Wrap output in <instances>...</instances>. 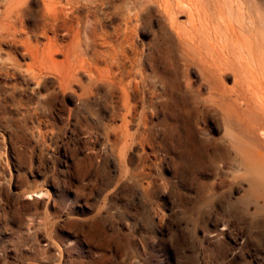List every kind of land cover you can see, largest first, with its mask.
<instances>
[{
    "label": "rangeland",
    "instance_id": "rangeland-1",
    "mask_svg": "<svg viewBox=\"0 0 264 264\" xmlns=\"http://www.w3.org/2000/svg\"><path fill=\"white\" fill-rule=\"evenodd\" d=\"M196 2L21 0L0 23V264H264L263 135L212 104L220 44L189 39Z\"/></svg>",
    "mask_w": 264,
    "mask_h": 264
},
{
    "label": "bare ground",
    "instance_id": "bare-ground-1",
    "mask_svg": "<svg viewBox=\"0 0 264 264\" xmlns=\"http://www.w3.org/2000/svg\"><path fill=\"white\" fill-rule=\"evenodd\" d=\"M52 2L53 0H45L48 9L52 8ZM20 3L21 0H9L1 12L0 23L7 28L1 33L2 36L4 33H10V27L22 19L23 8ZM263 3L264 0H197L189 8L188 22L192 32L188 33V37L193 44H198L199 35L195 29L199 28L213 47L214 42L220 44V63L214 61L204 66L210 82L212 104L221 108L226 115H239L242 121L245 120V132L249 135L262 134L264 141V98L257 100L258 106L262 108L260 112L255 113L254 117L257 118L251 119L242 115L252 106L249 92L254 88L250 77L261 72L264 74ZM160 8L164 14H169L170 10L165 4H160ZM219 29L221 34L218 33ZM230 64L237 66L238 69L236 71L233 69L234 86L227 87L222 79L228 74L227 70L232 69ZM261 89L264 93L263 86ZM184 133L190 149L187 153L199 158L200 149L188 117L184 122ZM237 148L245 159L263 157V153L248 141L239 142ZM263 192L264 177L253 178L249 196L254 197ZM259 211L264 213V205L259 207Z\"/></svg>",
    "mask_w": 264,
    "mask_h": 264
}]
</instances>
